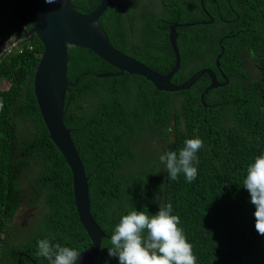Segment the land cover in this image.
Returning a JSON list of instances; mask_svg holds the SVG:
<instances>
[{
	"label": "trees",
	"instance_id": "obj_1",
	"mask_svg": "<svg viewBox=\"0 0 264 264\" xmlns=\"http://www.w3.org/2000/svg\"><path fill=\"white\" fill-rule=\"evenodd\" d=\"M68 1L83 15L101 2ZM175 22L193 25L176 29L180 67L171 83L211 69L219 84L225 82L219 72L226 77V85L203 94L209 78L202 75L189 90L157 91L138 76L101 77L116 70L86 49H68L66 76L75 85L63 123L88 178L91 215L106 235L94 264H117L106 247L120 216L167 205L179 216L197 264H264V238L255 234L254 208L242 187L247 166L264 153V0H112L98 19L116 50L160 75L175 64L168 41ZM30 28L14 0H0V45ZM19 46L21 54L0 62V81L8 84L0 90V264H32L26 257L48 264L36 254L37 240L80 253L90 241L74 206L70 169L34 96L43 47L35 37ZM243 53L253 54L257 80L239 83L251 76ZM192 137L203 142L197 177L171 180L159 156ZM23 204L36 211L17 239L11 225Z\"/></svg>",
	"mask_w": 264,
	"mask_h": 264
},
{
	"label": "water",
	"instance_id": "obj_2",
	"mask_svg": "<svg viewBox=\"0 0 264 264\" xmlns=\"http://www.w3.org/2000/svg\"><path fill=\"white\" fill-rule=\"evenodd\" d=\"M16 5L27 16L31 28L15 38L32 40L34 37L43 47L42 54L33 75V91L42 121L50 140L64 158L72 175L74 206L78 220L87 234L90 244L80 254L76 264H94L101 241L106 237L94 221L90 212L88 195V178L70 136V131L63 123L66 96L75 85L68 82L66 72L68 65V49L79 47L93 53L99 60L117 70L115 73H104L101 77H117L125 73L137 75L150 82L157 91L180 92L188 90L201 75L206 74L210 85L205 90L217 88L215 75L210 69H202L183 84L171 83L173 75L179 70L180 57L175 43V30L192 24L174 23L169 27L168 39L175 54V64L164 76L159 75L143 64L117 51L110 44L106 33L98 25V19L111 5L112 0H101L98 8L89 15L75 11L68 0H14ZM213 20H210L212 23ZM217 57L215 65L218 68ZM18 264H20L18 262Z\"/></svg>",
	"mask_w": 264,
	"mask_h": 264
},
{
	"label": "clouds",
	"instance_id": "obj_3",
	"mask_svg": "<svg viewBox=\"0 0 264 264\" xmlns=\"http://www.w3.org/2000/svg\"><path fill=\"white\" fill-rule=\"evenodd\" d=\"M51 2L52 0H46V3ZM152 11H155V9H152ZM175 23L181 24L178 22ZM200 23L203 22L196 24L198 25ZM212 23L209 22V24ZM141 38L142 36L139 37V40ZM24 40L25 39L21 41ZM169 46L171 48L170 42ZM242 58L244 59L243 55ZM138 62L141 63L140 61ZM216 69L219 70V65ZM219 73L225 80L224 84H219L217 82L215 73L214 75L216 82L219 85L218 87H221L226 85L228 80L221 72ZM259 76L260 73L256 67L255 75H251L249 78H242L239 83H243L244 80H257ZM210 82L211 81L209 79V85ZM208 86L205 88V90L208 88ZM205 90L203 91V94L208 92H205ZM202 95L200 100L201 103L204 104ZM202 146L203 142L201 138L192 137L185 139L183 142V147L178 151H166L161 154L159 156V161L166 169L168 177L171 180H176L180 174H183L184 179L187 182L190 183L195 180L198 172L197 165L199 163L197 153L202 148ZM242 187L249 194V202L254 208L253 217L255 234L258 238H264V153L257 155L247 166L246 175L242 181ZM179 224L180 218L179 216L172 214L171 205H167L164 208H159V206H157L153 210H150L149 213L136 209L131 210L127 214L120 216L118 223L115 224L109 237L110 247H106L108 256L115 257L117 259V264H197L196 257L192 252V245L187 240L182 228L179 227ZM36 249V254L47 260L48 264H76V261L81 255L76 248L70 246H61L57 243H53L47 238L37 240Z\"/></svg>",
	"mask_w": 264,
	"mask_h": 264
},
{
	"label": "rangeland",
	"instance_id": "obj_4",
	"mask_svg": "<svg viewBox=\"0 0 264 264\" xmlns=\"http://www.w3.org/2000/svg\"><path fill=\"white\" fill-rule=\"evenodd\" d=\"M203 20V19H201ZM218 24H224L221 21H219ZM264 34V33H261ZM8 88V84L6 82H0V90H5ZM35 208H27L24 205H22L19 210L17 211L16 215L14 216L11 228H13V234L16 236L17 239H21L24 235L25 232L20 230L21 228L27 226V227H31V225L27 224L24 225L23 221L25 218H28L29 215H33L35 214Z\"/></svg>",
	"mask_w": 264,
	"mask_h": 264
},
{
	"label": "flooded vegetation",
	"instance_id": "obj_5",
	"mask_svg": "<svg viewBox=\"0 0 264 264\" xmlns=\"http://www.w3.org/2000/svg\"><path fill=\"white\" fill-rule=\"evenodd\" d=\"M139 3V2H138ZM200 4L202 5V0H200ZM216 6V9L218 10L219 9V4L216 3L215 4ZM158 9H160V5H157ZM200 24H205V23H200ZM243 57H244V62H245V66H244V70L249 73L250 75H255L256 73V64H255V58L253 57V54L252 53H243ZM25 205V204H23ZM25 207H29V206H26ZM29 208H33V207H29ZM36 211V210H35ZM34 217V214L31 216L29 215L28 218H25L24 221H23V224L24 225H31L33 223V220L32 218ZM34 225V224H33ZM32 226V225H31ZM88 247V246H87ZM32 264L34 263L32 259H30L29 257H26Z\"/></svg>",
	"mask_w": 264,
	"mask_h": 264
},
{
	"label": "built area",
	"instance_id": "obj_6",
	"mask_svg": "<svg viewBox=\"0 0 264 264\" xmlns=\"http://www.w3.org/2000/svg\"><path fill=\"white\" fill-rule=\"evenodd\" d=\"M20 41H16L15 38H8L0 45V62L6 56L12 54H21L23 48L19 46ZM31 50V49H29Z\"/></svg>",
	"mask_w": 264,
	"mask_h": 264
},
{
	"label": "bare ground",
	"instance_id": "obj_7",
	"mask_svg": "<svg viewBox=\"0 0 264 264\" xmlns=\"http://www.w3.org/2000/svg\"><path fill=\"white\" fill-rule=\"evenodd\" d=\"M53 143V142H52Z\"/></svg>",
	"mask_w": 264,
	"mask_h": 264
}]
</instances>
